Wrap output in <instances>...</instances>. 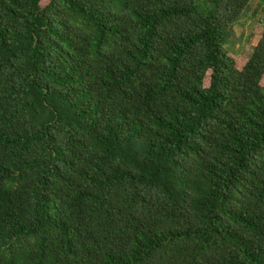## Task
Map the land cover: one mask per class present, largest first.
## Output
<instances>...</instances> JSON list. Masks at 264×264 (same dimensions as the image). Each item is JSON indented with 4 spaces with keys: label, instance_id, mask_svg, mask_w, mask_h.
<instances>
[{
    "label": "trees",
    "instance_id": "obj_1",
    "mask_svg": "<svg viewBox=\"0 0 264 264\" xmlns=\"http://www.w3.org/2000/svg\"><path fill=\"white\" fill-rule=\"evenodd\" d=\"M42 1L0 0V264H264L251 0Z\"/></svg>",
    "mask_w": 264,
    "mask_h": 264
},
{
    "label": "rangeland",
    "instance_id": "obj_2",
    "mask_svg": "<svg viewBox=\"0 0 264 264\" xmlns=\"http://www.w3.org/2000/svg\"><path fill=\"white\" fill-rule=\"evenodd\" d=\"M49 0H43L45 5ZM197 6L202 12L212 11L209 0H197ZM205 10V11H203ZM264 27V0H251L240 18L234 23L224 44V49L237 58L251 55L260 38V30Z\"/></svg>",
    "mask_w": 264,
    "mask_h": 264
}]
</instances>
